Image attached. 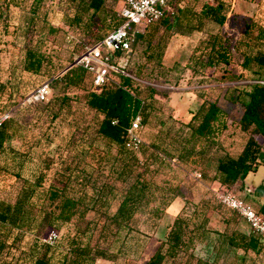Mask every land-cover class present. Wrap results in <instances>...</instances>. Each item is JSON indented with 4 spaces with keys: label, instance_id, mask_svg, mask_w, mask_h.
Instances as JSON below:
<instances>
[{
    "label": "rangeland",
    "instance_id": "374dc122",
    "mask_svg": "<svg viewBox=\"0 0 264 264\" xmlns=\"http://www.w3.org/2000/svg\"><path fill=\"white\" fill-rule=\"evenodd\" d=\"M218 2L224 4L222 12L226 21L222 25L202 14V0L174 1L178 15L166 25L155 22L158 29L153 39L159 46L152 47L149 53L159 52L160 60L147 58L142 42L133 46L131 58L126 59L128 66L124 71L137 79L139 95L145 98L151 110L148 123L143 125V142L146 145L158 143L164 150L159 152V159L150 157V151L138 157L139 170H145V176L155 186L149 206L174 199L159 217L154 218L148 209L138 212L128 233L120 237L115 232L106 234L105 238L101 236L98 246L113 252L115 257L97 258L94 264H144L165 240L177 214L184 219V243L175 258L167 259L164 264H264V238L221 199V194H231L255 210L263 207L264 137H257L262 146L256 170L242 183L231 187L213 180L214 161L208 166L176 157L181 141L190 132L188 124L195 123L192 114L204 99L217 102L226 122V128L220 130L206 148L209 156L237 155L253 134L250 129L243 131L238 122L239 100L247 99L246 80L252 76L249 67L244 68L242 62L244 56L264 52V0H214V4ZM121 5L122 0H103L100 16L115 15ZM74 10L70 0H0V82L14 88L9 108L0 116L8 113L19 125L16 135L8 142L11 147L0 154V191L10 186L11 174L19 172L32 180L47 162L51 165L44 178V188L52 184L54 170L69 166L74 176L68 186L69 194H84L85 190L90 194L93 179L100 183L109 171L110 160L100 165L96 161L108 149L96 139L97 117L85 103L86 92L93 89L91 76L82 85L65 89L69 96L67 104L60 105L56 101L64 89L60 84L53 87L54 83L50 85L47 106L25 101L41 82L60 77L74 57L84 50L83 42L86 46L91 38L96 26L83 30L69 25ZM87 16L85 13V22H89ZM112 22L107 17L105 24ZM247 26L248 37L243 35ZM215 38L229 51V64L191 68L195 57L203 62L207 60ZM32 46L38 47L47 60L36 74L19 69L25 49ZM240 75L248 79H241ZM120 76H113L114 80L109 79L107 83L117 84ZM149 88H154L155 93L151 94ZM199 91L203 92L201 98L196 94ZM7 99V92L0 93V106ZM53 114L57 115L52 117ZM11 150L15 152L12 154ZM110 151L111 158L115 151ZM106 198L109 200L107 211L111 214L119 195L106 194ZM87 216L104 219L97 209ZM233 230L252 234L259 246L247 251L225 249L228 232ZM68 233L70 229L63 226L59 232L47 231L37 240L50 244L58 240L61 251L66 247ZM11 236L0 251V264H31L37 250L34 235L25 232L14 243ZM188 237L192 238L191 244L187 243Z\"/></svg>",
    "mask_w": 264,
    "mask_h": 264
},
{
    "label": "trees",
    "instance_id": "16d2710c",
    "mask_svg": "<svg viewBox=\"0 0 264 264\" xmlns=\"http://www.w3.org/2000/svg\"><path fill=\"white\" fill-rule=\"evenodd\" d=\"M70 1L75 6L74 13L70 18V26H76L83 30L96 26L86 46L102 40L110 31L124 22L120 16L124 0H122L118 13L109 16L105 14L102 17L100 13L104 9L102 8L103 0ZM174 1L176 0L170 1L173 13H168L159 21L160 23L166 25L169 19L171 20L175 14L178 15L177 9L173 7ZM202 1L204 2L202 14L220 25L224 24L226 21V16L222 12L224 4L222 2L214 4V0L210 3ZM85 13H88L89 22H85L83 19ZM107 17L113 21L112 24H105ZM85 25H87L86 28ZM157 29L158 26L155 23L147 24L143 31L135 33L129 54H123L117 48L113 50V61L117 63L122 55H125L129 60L133 54V46L138 42L144 43V55L147 58L154 57L159 61L161 57L159 52L151 51L149 53L152 47L159 46V42H155L153 39ZM243 35L247 37L250 35L248 26ZM83 46L86 47L85 42H83ZM46 61V55L38 47H27L19 69L36 74ZM229 61V51L226 50L221 40L215 38L207 53V60L203 62L195 57L190 67L211 66L215 63L227 65ZM242 63L244 68L249 67L252 76L249 79L248 76H239L241 79H248L246 86L249 89L244 92L247 99L239 100L241 110L238 122L243 131L249 129L253 131V134L246 139L242 150L237 155L225 154L213 157L207 154L206 148L213 143L217 133L226 128V122L223 119L224 112L217 102L206 99L192 114L191 119L195 120V123L188 124L190 132L181 141L179 149L176 148V157L179 160L193 163L199 161L208 166H211L214 161L213 180L225 187L242 183L250 172L256 170L258 154L262 146L257 137H264V52H255L250 56H244ZM187 65H190V62ZM126 66H128L127 60L123 62L122 66L124 73ZM13 73L15 72L13 71ZM116 75H121L120 82L117 84L109 85L107 83L100 88H95L91 72L82 65H71L60 77L56 76L53 79L45 80L49 81L50 85L54 83L53 87L57 84L63 87L64 92L58 96L56 101H59L60 105H64L69 102V96L65 89L78 87L86 81L88 76H91L93 89L86 92L85 103L97 117L95 137L108 149L107 153L96 161L100 165L104 161L110 160L109 171L100 183L95 178L93 179V192L89 194L85 190L84 194L79 195L68 193V186L74 179L69 166L54 170L53 179L55 180L52 179V184L46 188L43 186L44 178L51 162L45 163V166L32 180L24 178L19 172L11 174L13 179L10 186L0 191V251L6 245L7 238L13 233L12 243L20 240L27 232L34 235L37 249L31 264H94L97 258L113 259L115 257L113 252L98 246V239L101 236L105 238L106 234L115 232L120 237L122 233H128L138 212L148 209L154 218L159 217L163 208L169 206L170 200L174 199L171 197L169 200L161 201L159 206H149L153 199L155 186L145 176V170H139L138 157L140 154L150 151V157L159 159V152L164 150L158 143L146 145L142 142L137 150L125 147V132L131 119L139 112L142 125L147 124L151 110L145 98L139 95L138 85L135 81L137 79L115 72H111L110 79L114 80L113 76ZM259 81H263V83ZM149 89L151 94L155 93L154 88ZM3 91L8 93V99L0 106V114L9 108L10 98L14 93L13 85L6 86L4 82H0V93ZM196 94L200 98L203 96L202 91ZM49 102L50 98L37 102V104L42 103L47 106ZM56 115L53 114L52 117ZM18 127L15 118H8L0 123V154L6 148L11 147L8 142L16 135ZM111 149H114L115 152L110 158ZM11 151L12 154L15 152ZM168 189L172 192L171 188ZM106 194L119 195L116 209L111 214L107 211L109 200L106 198ZM96 209L103 216V221L100 218L95 220L88 218V213ZM255 211L264 217V205ZM63 226L70 229V233L65 237L67 244L64 250H59L58 240L54 244L37 240H40L47 231L59 232ZM183 235L184 219L177 214L165 240L160 242L144 264H164L167 259L175 258L183 246ZM191 242L192 238L188 237L187 243L191 244ZM225 245V249L228 247L240 248L244 251L259 246L255 236L237 230L228 232Z\"/></svg>",
    "mask_w": 264,
    "mask_h": 264
},
{
    "label": "built area",
    "instance_id": "2783aa9c",
    "mask_svg": "<svg viewBox=\"0 0 264 264\" xmlns=\"http://www.w3.org/2000/svg\"><path fill=\"white\" fill-rule=\"evenodd\" d=\"M170 1L124 0V4L120 10V16H122L124 22L110 31L102 40L93 45L86 46L83 52L75 57L71 65H82L91 72L95 88H100L106 84L110 79L111 72L128 76L122 70L126 56L122 55L119 61L115 63L112 56L113 50L117 48L123 54H129L136 32L143 31L147 24L158 22L168 13H173ZM204 1L208 3L213 2V0ZM130 77L136 79L133 76ZM259 82L263 83V81ZM49 93L50 82L45 81L28 94L25 101L29 103L46 101ZM9 117L8 113L1 115L0 123ZM142 129L141 115L138 112L131 119L130 125L126 129L124 137L126 148L137 150L140 147L143 142ZM221 199L224 204L241 214L256 234L264 238V217L258 214L251 205L231 194H221Z\"/></svg>",
    "mask_w": 264,
    "mask_h": 264
},
{
    "label": "water",
    "instance_id": "95a60500",
    "mask_svg": "<svg viewBox=\"0 0 264 264\" xmlns=\"http://www.w3.org/2000/svg\"><path fill=\"white\" fill-rule=\"evenodd\" d=\"M127 59V58H126ZM247 177V176H246ZM245 180V179H244ZM261 192V191H260Z\"/></svg>",
    "mask_w": 264,
    "mask_h": 264
}]
</instances>
